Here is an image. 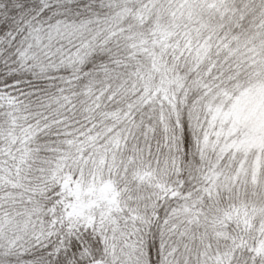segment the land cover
Segmentation results:
<instances>
[{
  "label": "snow or ice",
  "instance_id": "obj_1",
  "mask_svg": "<svg viewBox=\"0 0 264 264\" xmlns=\"http://www.w3.org/2000/svg\"><path fill=\"white\" fill-rule=\"evenodd\" d=\"M0 264H264V0H0Z\"/></svg>",
  "mask_w": 264,
  "mask_h": 264
}]
</instances>
